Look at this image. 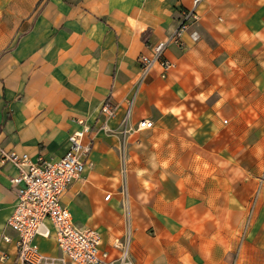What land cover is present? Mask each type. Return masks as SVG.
<instances>
[{
    "label": "crops",
    "instance_id": "crops-1",
    "mask_svg": "<svg viewBox=\"0 0 264 264\" xmlns=\"http://www.w3.org/2000/svg\"><path fill=\"white\" fill-rule=\"evenodd\" d=\"M192 7L0 0V264H22L7 227L20 169L2 153L60 160L78 120L96 131L94 147L62 203L113 257L127 243L132 264H264V0H206L184 50L165 53L173 68L144 75L140 58ZM142 120L154 128L137 131ZM46 227L40 252L74 264Z\"/></svg>",
    "mask_w": 264,
    "mask_h": 264
},
{
    "label": "built area",
    "instance_id": "built-area-1",
    "mask_svg": "<svg viewBox=\"0 0 264 264\" xmlns=\"http://www.w3.org/2000/svg\"><path fill=\"white\" fill-rule=\"evenodd\" d=\"M205 1L193 0L192 9L181 13L179 29L170 40L154 47L152 59L140 58L144 75L153 69L155 63L161 66L163 76L173 68V63L165 57V53L171 44L184 50L181 36L201 20L199 9ZM114 112V107L109 103L101 110L107 119L113 117ZM78 124L81 128L71 134L70 149L60 160L48 161L40 157L37 162H32L28 155L20 156L14 152H3L1 155L2 164H14L20 169L19 174L11 180L16 205L7 227L17 235L18 258L22 264L64 263L58 258L42 254L34 243L37 236H50L47 222H51L55 229V240L63 256L74 264H132L127 243H118L123 248L122 253L119 257H113L108 250L103 249L101 234L96 230L78 228L70 210L62 203L71 184L81 177L94 147L96 131L84 120H78ZM103 128H107V125ZM153 128V121L142 120L137 131ZM110 197L106 196V200ZM2 239L7 243L12 242L8 235Z\"/></svg>",
    "mask_w": 264,
    "mask_h": 264
},
{
    "label": "rangeland",
    "instance_id": "rangeland-1",
    "mask_svg": "<svg viewBox=\"0 0 264 264\" xmlns=\"http://www.w3.org/2000/svg\"><path fill=\"white\" fill-rule=\"evenodd\" d=\"M261 178V181L264 183V173L259 176Z\"/></svg>",
    "mask_w": 264,
    "mask_h": 264
}]
</instances>
